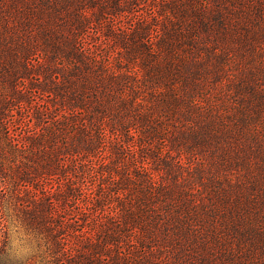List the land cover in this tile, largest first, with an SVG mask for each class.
Instances as JSON below:
<instances>
[{"label": "trees", "instance_id": "obj_1", "mask_svg": "<svg viewBox=\"0 0 264 264\" xmlns=\"http://www.w3.org/2000/svg\"><path fill=\"white\" fill-rule=\"evenodd\" d=\"M136 1L0 0V264H264V0Z\"/></svg>", "mask_w": 264, "mask_h": 264}, {"label": "rangeland", "instance_id": "obj_2", "mask_svg": "<svg viewBox=\"0 0 264 264\" xmlns=\"http://www.w3.org/2000/svg\"><path fill=\"white\" fill-rule=\"evenodd\" d=\"M132 3V2H131ZM127 6H123V8L126 9ZM130 9L129 11H122L121 15L116 18L111 17L112 21L114 24L119 25L122 24L125 27H130V25L133 24L137 19H140L141 16L146 13L148 6L145 5V0H139L138 2L136 1L135 3L130 4L127 9ZM110 21L111 19H106V22ZM87 40L88 43L92 44L93 46L101 47L103 42H104V36L102 33V27H97L95 24L90 25V27L87 29ZM5 203V202H4ZM70 207V205H69ZM16 229L19 230V235L14 233L12 229L10 230V241L13 239H16L20 246L24 247H30L31 253L32 254L36 250V246L34 243V240L32 239L31 235L27 233L23 228L21 227H16ZM29 254V255H30ZM36 264V263H34Z\"/></svg>", "mask_w": 264, "mask_h": 264}, {"label": "clouds", "instance_id": "obj_3", "mask_svg": "<svg viewBox=\"0 0 264 264\" xmlns=\"http://www.w3.org/2000/svg\"><path fill=\"white\" fill-rule=\"evenodd\" d=\"M12 231L14 233H16L17 235H19V230L16 228H13ZM11 250L14 251L15 255H17L18 257H25L27 255H29L31 253V249L30 247L27 246H20L19 242L16 239H13L11 241Z\"/></svg>", "mask_w": 264, "mask_h": 264}]
</instances>
